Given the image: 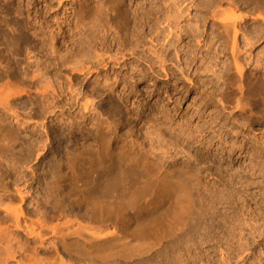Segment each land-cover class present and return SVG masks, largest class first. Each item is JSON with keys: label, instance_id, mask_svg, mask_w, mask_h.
<instances>
[{"label": "bare ground", "instance_id": "6f19581e", "mask_svg": "<svg viewBox=\"0 0 264 264\" xmlns=\"http://www.w3.org/2000/svg\"><path fill=\"white\" fill-rule=\"evenodd\" d=\"M91 1L78 4L73 14L76 29L91 31L92 43L115 29L124 44L122 39L131 31L126 0ZM210 9V20L230 45L235 78L242 83L245 68L238 55L243 33L238 17H230L233 8L217 0ZM256 10L264 23V0ZM175 17L170 14L167 19L171 26ZM4 25L0 37L15 39ZM261 33L264 36V28ZM19 39L25 38L21 35ZM103 52L96 54L104 70L113 62L126 66L125 51L119 49L120 58L108 50ZM164 55L159 56L161 72L168 76ZM9 56L8 77L0 86V264H187L190 260L197 264L206 258L203 264L249 263L253 237L251 140L247 138L241 149L229 137L230 124H246L254 118L246 111L249 105L243 103L246 94L241 86H235L234 92L241 96L237 102L227 95L220 101L227 111L225 120L205 112L215 105L211 99L196 103L201 111L188 117L156 110L144 120L142 113H134L145 125L135 131L134 116L121 109L122 94H115L119 83L115 76L93 92L98 104L89 97H74L70 91L76 107L92 108L93 128L86 129L88 125L73 119L62 123L55 118L58 98L43 84L40 72L29 61L21 65ZM79 67L71 65V73L76 76L90 70ZM256 76V82L264 81V75ZM260 89L264 94V83ZM258 96L262 98L261 93Z\"/></svg>", "mask_w": 264, "mask_h": 264}, {"label": "rangeland", "instance_id": "374dc122", "mask_svg": "<svg viewBox=\"0 0 264 264\" xmlns=\"http://www.w3.org/2000/svg\"><path fill=\"white\" fill-rule=\"evenodd\" d=\"M82 1L83 0H0V23L2 21L1 25H8L9 27L7 26V28L9 29L7 30L15 37V39L12 40H6L0 37V86H2L3 83L5 84L6 78L8 77L9 64L7 63V58L9 54L10 59H15L14 62L19 61L18 63L21 65H27L30 62L29 64H32V67L35 69L37 68L38 73L40 72L39 74H41L40 76L43 84L46 83V85L51 88L50 91L52 96L56 99L58 98L56 100L58 110H56L57 116L55 118L58 117L61 122L63 121L62 123L68 121V119H73L76 124H82V126L88 125L86 129H92V122H90L93 116V112L91 111L92 108H90V111H84L83 108L76 107L75 102L72 100L71 92L73 91L72 95H74V97H79L80 99L89 97L93 104H98L99 100H96L93 92L99 87H102V85H106L108 79H114L116 76L119 83L115 89V94H122L121 109L123 111L125 110V113L132 114L135 117H133V119H135V131L145 127L144 123L140 122V117L135 116L136 113H142L144 120L152 111L156 110L157 112L165 110L169 115L177 114L175 115L176 117H178L179 114V117H186L188 114V117L189 114L192 116L197 113V111H201L202 106L196 103L208 102L211 99L215 100V105L208 108L205 112L208 111V115L214 113L213 115L216 116V114H218L220 118L223 117L222 119L225 120L228 116L227 111L220 101L223 95L224 97L227 95L233 96L232 98L234 100L236 99L235 101L237 102L241 96L236 94V87L238 88V86H241L244 89L243 93L246 94V96L244 95V101H246L243 103H247L250 106L249 107L247 104L244 105L248 106L246 107V111H249V113L251 111L252 117L254 118L251 119V122L246 124L243 122L230 124L232 126H230L229 130L233 128L235 133L232 129L229 137L231 136L236 144L239 143L238 146L240 145L239 147L241 149L246 146L247 138L251 140L249 146L251 147L253 170L251 175L252 190L250 211H252L253 237H251L252 257L248 264H264V103H262L264 102V94L260 89L264 81L262 82L259 80V82H256L254 80L256 79V74L257 76L261 75V77L264 75V36H262L263 34L261 33L264 28V23L259 19L258 13L260 14V11L256 10L258 8V3L263 0H217L218 3L229 5V8H233L232 11H230V17L234 16L233 18H235L236 16V18H239L235 19L239 21L241 32L243 33V36L241 33L242 37L239 39V51L241 53L238 52V58L239 56L241 58H239V63L245 68V76L243 81H241L242 83H238L239 79L235 78L236 67L235 62L231 59V50L229 51L230 48L228 47L230 45L227 39L225 37L222 38V35H220L221 33L216 30L208 14L211 10L210 6L215 0H126L127 9L129 10L131 31L128 38L122 39L124 44L120 42L121 35L115 29L107 33L108 35H105V39L104 34H102L97 43L91 42L90 36L92 33H89L91 31L87 32L83 27L76 29L74 21L75 15L73 14H76L78 4ZM227 3H231V6ZM206 5H209V8ZM163 6L165 9L162 8ZM107 7H109L108 3ZM109 8L107 9L109 10ZM164 13L167 15V18ZM132 14L135 15L132 17ZM170 14L174 17L176 15L178 16V20L176 16V20L174 21L175 24L173 23L172 26L169 20L167 21ZM139 15L143 17L141 18ZM240 15H242L243 18ZM204 22L207 23L205 24ZM74 27L75 32L73 31ZM170 29L172 33L169 32ZM19 30H21V34ZM169 33L172 35L170 38H167L169 37ZM18 34L19 36H17ZM21 35L25 38L22 41L20 40L21 38L19 39ZM78 36L82 38L81 41H79L80 39ZM106 36L108 38H106ZM118 37L119 40L117 39ZM27 40L29 42H27ZM113 40L116 41L114 42ZM166 40L168 41L166 42ZM76 41L80 43L77 44ZM170 42H172L171 45L165 47V44ZM12 43L14 45H12ZM119 49L120 53L123 51L126 53V66L116 65L114 64L115 62H113L112 65H109L110 67L108 66L107 69L104 70L105 67L99 65L97 62L98 58L96 52H98L99 55L103 51L105 52L108 50L110 55L115 56V54H118L117 56L119 57ZM7 52L10 53L8 54ZM131 52L135 54L132 55ZM58 53L59 55H57ZM163 53L165 54L163 57L167 59L165 68L168 70V76H165V74L161 72L162 65L159 56L163 55ZM11 56L13 58H11ZM55 56H58V58L56 59ZM69 60L73 61L70 63ZM71 65L72 67H86L85 70L88 69L87 67H90V70H86L82 75L75 76L71 73ZM180 68L183 69L181 70ZM229 83L232 84L233 90L228 88H231ZM225 88L228 89L223 90ZM227 90H229L232 95H229L231 93L229 91L227 92ZM53 91L55 94L52 93ZM258 91H261L262 98L258 96L260 94ZM57 92H59V95H56ZM175 99L179 102L178 104ZM260 99H263L262 102ZM249 108L252 110H249ZM60 109H62V112L59 111ZM147 120L148 119H146V121ZM124 128V126L120 127L121 130H124ZM63 173L65 176L69 174L65 167L63 168ZM202 256L204 255L202 254ZM188 259L190 258L188 257ZM206 260L208 259L206 258ZM188 262L187 264H191V262L196 264L193 260ZM203 263L200 261V263L197 264Z\"/></svg>", "mask_w": 264, "mask_h": 264}]
</instances>
